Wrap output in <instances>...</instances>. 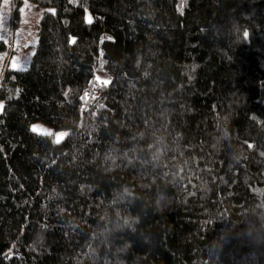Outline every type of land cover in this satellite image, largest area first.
<instances>
[{
    "label": "trees",
    "instance_id": "trees-1",
    "mask_svg": "<svg viewBox=\"0 0 264 264\" xmlns=\"http://www.w3.org/2000/svg\"><path fill=\"white\" fill-rule=\"evenodd\" d=\"M32 1V59L0 62V264H264V0Z\"/></svg>",
    "mask_w": 264,
    "mask_h": 264
},
{
    "label": "rangeland",
    "instance_id": "rangeland-1",
    "mask_svg": "<svg viewBox=\"0 0 264 264\" xmlns=\"http://www.w3.org/2000/svg\"><path fill=\"white\" fill-rule=\"evenodd\" d=\"M18 20L12 22V11L15 0H3L0 13V36L10 44L9 49L0 50V62L7 56V61L15 68L27 67L38 43V27L44 8L32 0H20ZM88 20L92 18L89 10L86 12ZM18 21V22H17ZM13 46V47H12ZM31 127L41 133L54 135L60 141L67 133L66 128L56 129L44 121H35Z\"/></svg>",
    "mask_w": 264,
    "mask_h": 264
},
{
    "label": "snow or ice",
    "instance_id": "snow-or-ice-1",
    "mask_svg": "<svg viewBox=\"0 0 264 264\" xmlns=\"http://www.w3.org/2000/svg\"><path fill=\"white\" fill-rule=\"evenodd\" d=\"M5 2H7V0H5ZM57 142H59V141H57Z\"/></svg>",
    "mask_w": 264,
    "mask_h": 264
}]
</instances>
